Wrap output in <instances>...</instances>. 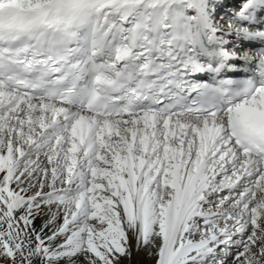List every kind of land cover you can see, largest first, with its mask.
Returning <instances> with one entry per match:
<instances>
[{
    "label": "snow or ice",
    "instance_id": "1",
    "mask_svg": "<svg viewBox=\"0 0 264 264\" xmlns=\"http://www.w3.org/2000/svg\"><path fill=\"white\" fill-rule=\"evenodd\" d=\"M0 264H264V0H0Z\"/></svg>",
    "mask_w": 264,
    "mask_h": 264
}]
</instances>
